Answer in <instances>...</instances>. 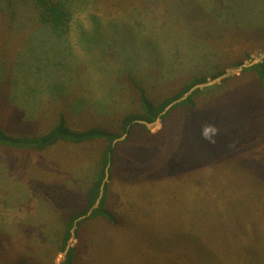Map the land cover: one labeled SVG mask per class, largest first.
Here are the masks:
<instances>
[{
	"label": "rangeland",
	"instance_id": "1",
	"mask_svg": "<svg viewBox=\"0 0 264 264\" xmlns=\"http://www.w3.org/2000/svg\"><path fill=\"white\" fill-rule=\"evenodd\" d=\"M68 1L73 16L55 32L32 0H0V128L11 135L41 136L60 114L74 130L120 133L140 111L130 77L160 103L229 74L194 108L119 141L107 196L117 223L80 219L74 263L264 264V93L242 74L264 57V0ZM103 148L0 147V264L65 260Z\"/></svg>",
	"mask_w": 264,
	"mask_h": 264
},
{
	"label": "trees",
	"instance_id": "2",
	"mask_svg": "<svg viewBox=\"0 0 264 264\" xmlns=\"http://www.w3.org/2000/svg\"><path fill=\"white\" fill-rule=\"evenodd\" d=\"M32 1L38 10V17L41 24L51 28L52 31L55 32L68 26L73 16V7L68 0ZM243 65L244 62H240L237 67H242ZM243 73L253 74L264 93V59L249 67L242 68V74ZM224 75H226V72L222 71L214 76L213 81ZM229 80L230 78L226 79L225 82ZM130 83L138 94L140 111L127 114L123 117L120 133L98 127L84 131L74 130L70 128L66 117L63 114H60L57 123L48 132L41 136H14L0 128V147L11 150L44 152L60 143L73 145H82L93 142L104 143V148L100 157V171L94 178L91 190L87 193L86 199L88 204L83 211L71 217L67 222L62 243V251L66 253V258L60 264H75V249H68V246L73 237V231L78 233V228L86 221L85 219H80L83 217H87V220L101 218L113 224L117 223L113 212L107 207V196L110 186L109 182L112 180V171L114 169L115 156L118 150L119 141L124 136H126L124 141H128L134 132L133 130L137 127H141L149 132V128L146 124L152 125L157 121L165 122L173 111L180 107L194 108V99L199 94L204 92V90H213L218 87V85H215L212 87H205V89H196L186 99L174 105L169 110H166L169 105L182 99L194 87L209 83L208 79L206 77L195 78L184 85L179 94L160 103H156L150 99L146 90L137 84L131 77Z\"/></svg>",
	"mask_w": 264,
	"mask_h": 264
},
{
	"label": "water",
	"instance_id": "3",
	"mask_svg": "<svg viewBox=\"0 0 264 264\" xmlns=\"http://www.w3.org/2000/svg\"><path fill=\"white\" fill-rule=\"evenodd\" d=\"M262 59H264V57H262V58H261L260 60H258V61L253 62L251 65L260 62ZM251 65H250V66H251ZM228 75H229V74H226V75H224V76L218 78L217 80L213 81V83H206V84H204V85H199V86L194 87V88H193L192 90H190V91H189V92H188V93H187L182 99L177 100V101L173 102L171 105H169V107H168L166 110H169V109H170L171 107H173L174 105H176V104H178L179 102H181V101H183L184 99H186V98H187L189 95H191L196 89H199V88H205V87L211 86L212 84L218 83V82L221 81L222 79L226 78ZM157 122H159V121H157ZM157 122L154 123V124H152V125H149V124H146V125H147L148 128H153V127L157 124ZM142 124H144V123H142ZM125 138H126V136H124L121 140H123V139H125ZM107 177H108V173H107Z\"/></svg>",
	"mask_w": 264,
	"mask_h": 264
}]
</instances>
